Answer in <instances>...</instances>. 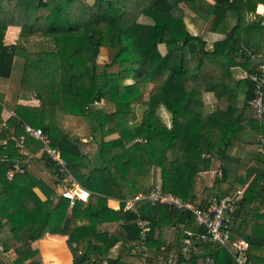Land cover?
Returning a JSON list of instances; mask_svg holds the SVG:
<instances>
[{
	"label": "trees",
	"instance_id": "obj_1",
	"mask_svg": "<svg viewBox=\"0 0 264 264\" xmlns=\"http://www.w3.org/2000/svg\"><path fill=\"white\" fill-rule=\"evenodd\" d=\"M257 11H264V0H0V85L21 61L17 100L38 101L16 104L4 119L0 92L6 126L0 129V245L15 255L10 264H42L33 243L46 234L67 236L72 264H102L117 244L106 264H143L131 248L140 239L137 220L148 222L152 254L174 233L179 238L181 226L194 227L191 214L161 204L141 201L133 212L124 210V199L155 186L156 169L163 191L198 207L245 186L231 234L249 243L248 264H264V156L242 160L246 152L264 153L257 138H264V115L256 117L249 106L264 45V15L256 18ZM188 15L217 35L209 47L201 33L189 31ZM33 38L40 39L36 49L28 44ZM101 49L110 59L99 68ZM235 69L244 77L235 79ZM261 91L264 102V86ZM205 94L215 99L209 112ZM101 102L113 110L95 107ZM136 107L141 118L133 124ZM160 108L169 113V126ZM63 117L86 119L90 136H71ZM26 125L47 134L91 192L86 204L70 206L57 196V182L28 169L42 145ZM20 136L26 154L16 146ZM43 162L53 174L54 166ZM217 163L221 175L207 186L202 174ZM16 165L20 170L8 178ZM110 199L120 201L118 209L108 206ZM110 223L118 228L101 243L99 227ZM2 257L0 264H9ZM178 264L234 262L223 246L199 242Z\"/></svg>",
	"mask_w": 264,
	"mask_h": 264
},
{
	"label": "built area",
	"instance_id": "obj_2",
	"mask_svg": "<svg viewBox=\"0 0 264 264\" xmlns=\"http://www.w3.org/2000/svg\"><path fill=\"white\" fill-rule=\"evenodd\" d=\"M260 57L262 61L258 65V71L261 73L256 91V97L250 101L249 106L252 112L258 118L264 115L263 92L264 86V45ZM97 104V103H95ZM25 132L41 143V149L38 152L40 158L46 161L50 166H54L53 175L57 180V196L67 199L70 206L76 202L86 204L91 196V192L80 185L68 170L67 162L62 158L59 150L50 146V141L41 129H35L28 125ZM258 142L264 143V138L257 136ZM24 136H20L17 145L22 154H26L23 147ZM5 144V141H3ZM264 151V147H261ZM15 170H20L19 165L14 170L8 171L7 176L11 178ZM219 176L221 172H218ZM245 190L244 187H237L231 194L222 197H212L203 207H198L192 202L183 200L171 192H165L161 185H155L147 192H138L133 196L123 200L124 210L133 212L135 205L141 201H148L151 205L161 204L169 208H175L194 218L193 229H186L181 226L178 229L179 238L173 239L169 244L162 245L155 254L149 252L146 245L147 232L149 231L148 222L137 220L136 226L140 230V239L131 244L134 253L139 254L143 264H178L181 257L189 254L193 246L199 242L218 244L226 248L234 264H248L246 254L249 249V243L243 238H232V229L235 223L234 214L239 206L240 199ZM0 245V256H5ZM211 261V260H210ZM102 264H106L103 259Z\"/></svg>",
	"mask_w": 264,
	"mask_h": 264
},
{
	"label": "crops",
	"instance_id": "obj_3",
	"mask_svg": "<svg viewBox=\"0 0 264 264\" xmlns=\"http://www.w3.org/2000/svg\"><path fill=\"white\" fill-rule=\"evenodd\" d=\"M216 39V38H214ZM4 83V82H3ZM17 90V89H16ZM0 92L4 94L5 100H4V112L2 114L4 119H7L9 115L12 114V110L16 104H26L31 106H37L38 101L33 99L31 101H19L17 100L13 104V106H9L7 103V96L3 92V85H0ZM82 118H74V117H63L62 124L63 128L66 129L71 136H77V137H85L83 132L85 130V127L82 125L83 123L80 121ZM6 127L5 124L0 125V129ZM28 169L37 177L42 178L46 183L50 185H54L55 182H57L54 175L45 167V164L43 160L40 158V154L37 153L35 155H31V159L29 160ZM211 173V172H209ZM209 173H204L203 175H208ZM155 180L158 181V183L154 182L155 185L160 184V172L158 169L154 170L153 172ZM157 175L159 177H157ZM209 176V175H208ZM208 176L207 178V186H210L212 184L213 179L210 181ZM210 177V176H209ZM205 179V178H204ZM57 184V183H56ZM56 188V192H57ZM41 196V195H40ZM120 201L119 200H108V206L113 209L119 208ZM118 224L117 223H110V224H102L99 227V230L101 231V235L99 237L100 242L102 243L108 233H113L115 230H117ZM176 235L173 234L172 240L175 239ZM67 236L66 235H53V234H46L42 239L36 241L33 243V246L37 248L42 256V264H72V255L66 245ZM118 244L112 247L108 254L107 258H114L117 254ZM9 264L14 261L15 255L12 252L7 253L6 258H4ZM105 259V260H106Z\"/></svg>",
	"mask_w": 264,
	"mask_h": 264
},
{
	"label": "rangeland",
	"instance_id": "obj_4",
	"mask_svg": "<svg viewBox=\"0 0 264 264\" xmlns=\"http://www.w3.org/2000/svg\"><path fill=\"white\" fill-rule=\"evenodd\" d=\"M86 3H90L92 2V0H84ZM189 14V13H188ZM190 15V14H189ZM188 15V17L185 19L186 23L188 24V29L190 32H192L193 34H199L201 33L203 35V37L207 40L208 42V47L210 46L211 44V41L214 40V38H218L217 35L215 34H210V33H207L206 31V25L201 23V22H196V23H192L190 22V16ZM261 15H264V11L263 12H259L257 11V17L259 19V17ZM140 21L144 22L145 19L144 18H140ZM40 39L39 38H33L31 39L28 44H30L29 46H31L32 48L34 47L36 49V43L39 41ZM160 50L161 52L163 53L164 50L162 47H160ZM109 59H110V56H109V51L107 49H101L100 50V53H99V56H98V59H97V62H98V65H99V68H101L103 66L104 63H107L109 62ZM111 73H109L110 75L113 73V75H115L116 73V67H113L110 69ZM21 72H22V66H21V61H16L15 65H14V69H13V72H12V75L11 77L4 81V83H1V85H3V92L6 94L7 96V103L9 106H13V104L15 103L16 101V89L19 85V81H20V77H21ZM245 75L244 72H242L241 70H238V69H235L233 70V77L235 79H241L243 78ZM240 100L242 101V98H240ZM250 103V102H249ZM204 106H205V111L206 112H209V111H212L214 108H215V99L213 98V96L211 94H205L204 96ZM95 107L97 108H101L103 110H106V111H112L113 108L111 106V104L109 103H106V102H101L99 104H95ZM141 107H136L135 108V119H134V122L133 124H137L139 121H140V118H141ZM159 116L162 118V120L169 126L170 124V115L169 113L164 109V108H160L159 111ZM257 117V116H256ZM83 124V126L85 127V130L83 132L84 136L85 137H89L90 136V130H89V125H88V122L86 119H81L80 120ZM82 136V135H81ZM80 136V137H81ZM256 136H253L252 135V138H250V140H253L255 141L256 140ZM112 138V137H111ZM243 162L245 163H248L250 159H252L253 157L256 156H259V157H263L264 156V153L261 152V153H257V154H253V153H243ZM219 166L218 163L216 164V167L214 168V171H212L211 173H209L208 175H203V178L204 181L207 183V178L206 176H208L209 180L211 181L212 179H214V177L218 176L219 177ZM157 177H159L157 175ZM154 178V176H153ZM160 180V179H159ZM154 182L158 183L157 180L153 179ZM7 255H5L4 257H2L3 259L6 258Z\"/></svg>",
	"mask_w": 264,
	"mask_h": 264
}]
</instances>
